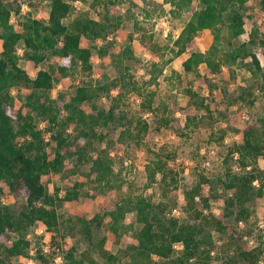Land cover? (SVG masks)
<instances>
[{
	"label": "trees",
	"instance_id": "obj_1",
	"mask_svg": "<svg viewBox=\"0 0 264 264\" xmlns=\"http://www.w3.org/2000/svg\"><path fill=\"white\" fill-rule=\"evenodd\" d=\"M45 1L48 2V10L44 18L28 14L24 20L14 23L11 16L19 11V0H0V180L9 189L20 192L25 199L23 206L14 211L0 195V246L3 250L0 264H13L11 256L14 255L28 256L31 240L25 230L36 222L43 224L40 235L48 236L50 250L37 246L35 264H53L54 254L59 253L68 260L67 264H83L85 257L75 255V245L71 244L66 249L62 247L65 233L61 230L57 203L80 197L91 201L100 196L107 198L101 213L90 218L79 214L78 219L87 231L91 226H100L107 216L110 235L117 239L133 225L125 219L130 211L136 212L140 227L136 231V241L122 250L125 259L103 249V262L89 256L87 264H212L215 247L212 230L224 234L230 244V249L223 253L225 262L264 264L261 262L264 229L257 233L256 242L250 243L245 235L251 234L253 228L247 225L241 230L239 225L240 222H248L252 215L251 200L264 195V166L258 162L259 157H264V117H259L258 125L245 126L242 141L227 148L223 158L226 167L218 180L229 193L217 215L205 210L217 192L211 187L205 189L204 184L210 185L212 180L203 172H197L190 186L182 188L184 210L191 215L188 220H180L174 215L168 201L153 202L142 192L122 190L125 178L120 175V170L115 171L109 146L95 145V141L105 136L100 130L102 127L109 124L120 127L118 140L138 146L151 126L154 129L171 127L181 133L183 127L189 128L190 123H195V116L187 107L182 108L185 123L181 126L174 116L166 112L164 102L154 104L155 90L148 86L158 83V77L171 57L148 61L144 68L149 77L138 80L125 62L126 59L138 58L130 43L133 34H127L129 42L119 51H115L113 39L108 38L121 26L122 14L116 5L122 0H91L90 8H101L98 9L100 17L92 16L85 9L77 11L70 19L68 17L73 12L70 0ZM176 1L187 7L189 16L173 39V55L192 46L200 30L208 28L212 33V41L206 49H192L182 60L185 73L198 74L199 65L204 63L212 72L225 65L233 74L232 65L238 58L248 56V71L252 78L261 80L264 88V65L251 48L252 44L258 45L264 55V18L261 30L253 27L247 39L237 44L233 42L245 30L244 13L249 0H199L200 5L195 8L190 6L191 0ZM257 2L264 11V0ZM83 37L90 42H82ZM100 38L103 42L97 46L99 54L111 55L118 73L95 79L90 75L91 41ZM20 40L23 42V54L33 67L45 58L48 51L59 55L57 64L49 69L39 68L34 76H30L18 63L16 45ZM77 71L87 77L76 83L72 93L61 90L55 95L51 93L56 82L64 76H73ZM172 71L177 78L181 76V71ZM21 83L28 87V91L23 102L13 111L11 88ZM115 88L117 91L112 93ZM131 91L141 96L140 108L152 114L151 123L142 115H128L125 100ZM184 91L193 104L208 108L204 97L190 85ZM100 97L107 98V106L98 103ZM238 98L252 103L250 88L242 87ZM84 102L88 103V108L84 107ZM37 120L43 121L44 126L39 127ZM211 134L210 138L217 136ZM222 136L223 131L217 137ZM51 143L50 152L48 145ZM151 152L152 157L145 166L146 183L156 181L159 173L160 182L176 186L179 171L167 165L169 153ZM235 152L238 169H233L228 163ZM70 157L74 158L72 163L66 161ZM85 164L88 167L83 169ZM78 172L80 178L65 188L62 195L58 186L49 192L43 180L45 174ZM113 190L118 191L115 200L110 197ZM197 196L200 207L197 206ZM6 230L16 231L17 236L7 237ZM104 240L103 236L99 244L103 245ZM177 241L182 242V248L174 247ZM153 257L157 259L153 260Z\"/></svg>",
	"mask_w": 264,
	"mask_h": 264
},
{
	"label": "rangeland",
	"instance_id": "obj_2",
	"mask_svg": "<svg viewBox=\"0 0 264 264\" xmlns=\"http://www.w3.org/2000/svg\"><path fill=\"white\" fill-rule=\"evenodd\" d=\"M9 1V0H6ZM73 6V12L69 19L80 10L88 9L94 17H100L98 9L90 8L91 0H70ZM172 1V0H171ZM170 0H122L116 7L122 14V23L119 29L108 35L113 39L115 51H119L128 42L127 34H133V40L130 42L134 54L138 58L126 59L134 77L138 80H145L149 74L144 66L153 59H166L171 57L165 65L162 74L158 77L157 84L148 86L155 90L154 104L164 102L167 105L166 112L178 120L181 126L185 123V114L183 107L190 111L195 123H190V127H183L182 132L175 131L171 127H161L154 129L153 126L145 133L138 146L120 142L118 134L120 127L109 124L100 130L104 133L102 140L95 141L97 147L109 146L113 158L114 169L120 170V175L125 178L122 190L131 189L133 192H142L152 198L153 202L168 201L172 204L171 212L180 220L190 219V213L184 210V197L182 188L190 186L196 179L197 172L206 173L211 178V183L204 184L206 190L209 187L217 192L216 197H211L209 207L205 210L218 214L223 206V200L229 193L225 191L218 180L225 170L226 164L223 161L227 148L233 143L242 141V129L247 125H258L259 117H264V88L261 86V80L251 77L247 64L250 57L238 58L232 65L233 74L227 66L223 65L217 72H212L208 67L201 63L198 74L195 72L185 73L182 67V60L192 49H206L212 41V33L208 28L199 31L195 43L189 46L184 52L173 55V39L177 36L179 30L187 20L189 12L187 7L181 3L171 2ZM190 6L199 7V0H191ZM20 8L18 12L12 13L11 21L24 20L29 14L33 17L44 18L48 10V2L45 0H19ZM189 6V7H190ZM23 7V9H21ZM264 11L260 9L257 0H249L246 4L244 13V32L235 38L233 42L247 39L249 31L253 27L262 29V20ZM225 33V29H222ZM82 42L87 43L90 40L82 38ZM103 42L100 38L94 42L92 47V68L91 77L100 79L103 75L115 76L118 68L114 64L111 55H100L97 46ZM2 40L0 39V51L2 49ZM18 63L24 67L30 76L36 74L37 69H49L57 64L59 55L51 51L46 53L43 60L39 61L36 67H33L23 54V42L20 40L17 45ZM252 50L258 55L261 63L264 65V55L258 45L252 44ZM172 69L181 71V76L177 78ZM86 74L77 71L73 76H64L60 81L54 84L52 94L55 95L58 90L65 93H72L76 83L86 78ZM205 77V78H203ZM190 85L197 93L204 97L208 108L198 107L193 104L184 88ZM242 87H249L252 92L253 102L250 103L240 98L236 99L237 94ZM13 100L11 108L13 111L23 102L24 95L28 87L23 83L13 87ZM117 88L112 90L115 93ZM141 96L135 91L127 94L125 108L130 117L142 115L150 123L152 114L148 111H142L140 108ZM98 103L107 106L108 100L100 97ZM88 108V103H83ZM39 127L44 126V122L37 120ZM152 125V124H151ZM223 131L221 138L217 137ZM214 133V138L211 137ZM52 151V143L48 145ZM152 150L168 152L167 165L173 170H178V181L176 186L166 185L159 181L160 174H157V180L152 183H146L145 166L152 157ZM69 163L74 161L73 157L67 158ZM208 161V163H207ZM259 165L264 166V157L258 158ZM230 167L236 169V158L232 156L228 159ZM88 164L82 165L86 169ZM80 178V173L43 175V180L49 192H52L55 186L60 188L59 194L64 193L65 188L70 186L76 179ZM1 199L8 203L14 211H18L24 204L25 199L20 192L12 190L0 180ZM111 199L118 197V191L111 192ZM107 198L100 196L91 201H85L83 197L74 200L59 201L57 210L61 221V230L65 233L62 240V247L66 249L69 245L76 246L75 255L84 256L83 264H87V257H93L98 262H103V249L117 253L122 259V250L136 241V231L140 223L136 220V212L130 211L126 214V222L132 223V227L119 238L110 235L107 228V216L103 218L100 226H91L87 231L78 219L82 214L85 218H90L97 213H101ZM197 206L200 207L199 197L196 198ZM253 209L248 222H240L241 230L247 225L253 228L251 234L245 237L250 243L256 242V236L259 231L264 229V195L254 197L251 202ZM43 228L41 222L30 225L26 230L27 237L31 240L28 256H11L13 264H35L34 253L37 246H42L49 251L48 236H41ZM5 235L9 238L17 236L16 231L6 230ZM105 237L103 245L99 244V239ZM212 236L215 241L213 249L212 264H229L224 260V251L230 249V244L224 234L212 230ZM3 250L0 246V256ZM153 257V260H156ZM53 264H67L68 260L61 254H54ZM264 263V253L261 257ZM153 263V262H152ZM242 264V263H241Z\"/></svg>",
	"mask_w": 264,
	"mask_h": 264
},
{
	"label": "built area",
	"instance_id": "obj_3",
	"mask_svg": "<svg viewBox=\"0 0 264 264\" xmlns=\"http://www.w3.org/2000/svg\"><path fill=\"white\" fill-rule=\"evenodd\" d=\"M21 9H23V7H21ZM236 156H237V153L235 152V153H234V157H236ZM207 163H208V161H207ZM238 168H239V166L236 165V169H238ZM174 247H175L176 249H180V248H182V242H180V241L175 242V243H174Z\"/></svg>",
	"mask_w": 264,
	"mask_h": 264
},
{
	"label": "crops",
	"instance_id": "obj_4",
	"mask_svg": "<svg viewBox=\"0 0 264 264\" xmlns=\"http://www.w3.org/2000/svg\"><path fill=\"white\" fill-rule=\"evenodd\" d=\"M98 40H99V39H98ZM13 90H14V88L12 87V88H11V92H12V94H13Z\"/></svg>",
	"mask_w": 264,
	"mask_h": 264
}]
</instances>
